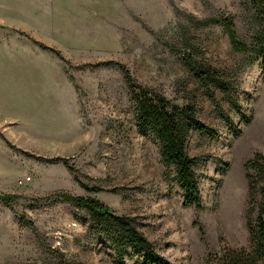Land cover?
I'll return each mask as SVG.
<instances>
[{
    "label": "rangeland",
    "instance_id": "rangeland-1",
    "mask_svg": "<svg viewBox=\"0 0 264 264\" xmlns=\"http://www.w3.org/2000/svg\"><path fill=\"white\" fill-rule=\"evenodd\" d=\"M250 2L0 0V264H140L61 192L132 218L172 264H216L222 248L248 247L243 164L264 153V77L259 60L232 51L219 21L249 39ZM189 59L218 70L230 94L202 87ZM126 74L194 104L215 129L187 138L201 208L182 205L174 165L135 126Z\"/></svg>",
    "mask_w": 264,
    "mask_h": 264
},
{
    "label": "trees",
    "instance_id": "trees-1",
    "mask_svg": "<svg viewBox=\"0 0 264 264\" xmlns=\"http://www.w3.org/2000/svg\"><path fill=\"white\" fill-rule=\"evenodd\" d=\"M250 6L253 10L254 30L249 39L242 38L231 21L223 19L219 23L227 34L232 51L247 55V62L253 59L259 60L260 70L264 77V0H251ZM186 65L202 87L207 89L213 86L222 91L224 95L230 94L229 83L222 79L215 68L199 66L192 63L190 59ZM117 66L124 69L121 65ZM126 83L133 102L135 126L142 132H150L158 141L162 160L174 165V179L181 190L182 205L201 208L198 178L194 171L198 158L188 154L187 138L190 131L215 136V129L198 119L194 104L174 103L163 95L133 83L127 74ZM209 97L214 100L212 95ZM232 104L241 119L248 122L249 119L241 112L240 107L235 102ZM228 123L232 127L231 122L228 121ZM233 131L234 135H238L239 130ZM243 170L247 183L246 228L249 245L238 249L222 248L220 253L213 256L216 264H264V153L255 151L252 157L244 162ZM75 179L78 182V179ZM79 184L87 191L102 190L98 186H88L82 182ZM56 196L73 202L85 210L92 220L108 224L118 246H131L141 254L140 264H172L132 224V218L113 213L110 207L95 198L71 196L64 192L57 193ZM5 197L8 199L12 196H3Z\"/></svg>",
    "mask_w": 264,
    "mask_h": 264
},
{
    "label": "built area",
    "instance_id": "built-area-1",
    "mask_svg": "<svg viewBox=\"0 0 264 264\" xmlns=\"http://www.w3.org/2000/svg\"><path fill=\"white\" fill-rule=\"evenodd\" d=\"M23 183V181L21 180V181H19V184H22Z\"/></svg>",
    "mask_w": 264,
    "mask_h": 264
}]
</instances>
